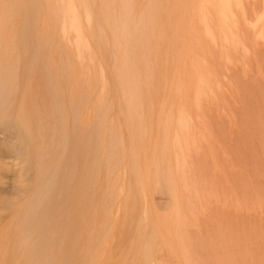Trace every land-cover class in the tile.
<instances>
[{"label": "bare ground", "instance_id": "6f19581e", "mask_svg": "<svg viewBox=\"0 0 264 264\" xmlns=\"http://www.w3.org/2000/svg\"><path fill=\"white\" fill-rule=\"evenodd\" d=\"M210 3L219 16L232 12V0H0V264H73L94 252V242L103 237L106 226L102 220L106 216L98 213L102 169L107 166L110 172L112 160L119 162L129 155L139 179L140 162L150 146L144 130L158 125L154 141L168 144L169 138L160 130L170 125L173 101L164 94L172 76L162 72L174 70V64L180 72L182 41L196 20L209 27ZM43 15L46 27L53 30L38 28ZM58 24L63 32L75 33L71 40L77 58L92 62L98 57L95 49L103 58L108 50L113 53L128 102L140 97L127 81L129 65L121 69V62L142 61L141 104L122 107L128 118V147L122 137L113 136L102 151L106 127H101V119L88 123L82 118L90 91L78 80L72 48L54 38ZM87 38L97 48L89 46ZM54 48L61 58L56 63ZM176 53L175 63L171 55ZM142 117H149L148 122L143 120L144 127ZM177 122L179 126L187 122L182 111ZM174 138L179 140L176 130ZM12 156L15 163L9 167L6 157ZM152 173L155 186L171 193L179 209L173 185L162 182L158 168ZM6 176L11 182L4 185ZM134 204V197L126 203V216L118 229L121 239L131 233ZM144 217L148 240L142 249L152 258L158 239Z\"/></svg>", "mask_w": 264, "mask_h": 264}, {"label": "rangeland", "instance_id": "374dc122", "mask_svg": "<svg viewBox=\"0 0 264 264\" xmlns=\"http://www.w3.org/2000/svg\"><path fill=\"white\" fill-rule=\"evenodd\" d=\"M237 2L232 0L228 17L219 16L216 5L210 3L209 27L196 20L185 35L180 72L175 64L174 70L162 72L172 76L164 94L173 101L170 125L160 130L169 142L163 146L154 141L158 125L144 130L150 146L140 162L139 179L129 155L119 162L112 160L110 172L103 167L98 213L106 216L102 219L104 235L94 242L93 253L73 264H264V0ZM46 20L40 16L38 28L52 29L46 27ZM54 30L55 40L72 48L78 80L90 91L82 118L88 123L101 119V127H106L100 149L103 151L113 136L122 137L128 147V118L122 107L141 104L142 61L121 62V69L129 65L127 81L140 97L128 102L112 52L108 50L103 58L87 38L98 57L92 62L79 59L71 40L75 33L63 32L60 24ZM163 46L166 49L168 45ZM59 55L52 49L55 63L61 59ZM171 56L175 63L179 61L177 53ZM114 82L120 87L114 88ZM181 111L187 122L179 126ZM144 119L148 122L149 117H142L143 127ZM175 130L179 140L174 138ZM6 162L11 167L15 160L6 157ZM157 168L162 182L173 185L179 209L171 193L155 186L152 172ZM3 180L4 185L11 182L7 176ZM128 197H134L136 213L125 240L118 229L126 216ZM145 215L148 228L158 239L152 258L142 249L148 240Z\"/></svg>", "mask_w": 264, "mask_h": 264}]
</instances>
